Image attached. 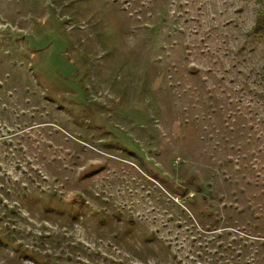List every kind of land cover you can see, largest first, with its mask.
<instances>
[{
    "label": "rangeland",
    "instance_id": "1",
    "mask_svg": "<svg viewBox=\"0 0 264 264\" xmlns=\"http://www.w3.org/2000/svg\"><path fill=\"white\" fill-rule=\"evenodd\" d=\"M263 5L0 0V264H264Z\"/></svg>",
    "mask_w": 264,
    "mask_h": 264
},
{
    "label": "trees",
    "instance_id": "2",
    "mask_svg": "<svg viewBox=\"0 0 264 264\" xmlns=\"http://www.w3.org/2000/svg\"><path fill=\"white\" fill-rule=\"evenodd\" d=\"M256 26L257 30H262L264 27V5L262 8V11L258 13L257 18H256ZM183 192H186V190H183ZM264 218V217H262Z\"/></svg>",
    "mask_w": 264,
    "mask_h": 264
}]
</instances>
